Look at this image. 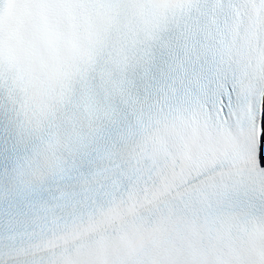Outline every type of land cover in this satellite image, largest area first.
I'll return each mask as SVG.
<instances>
[{
  "label": "snow or ice",
  "instance_id": "obj_1",
  "mask_svg": "<svg viewBox=\"0 0 264 264\" xmlns=\"http://www.w3.org/2000/svg\"><path fill=\"white\" fill-rule=\"evenodd\" d=\"M264 0H0V264H264Z\"/></svg>",
  "mask_w": 264,
  "mask_h": 264
}]
</instances>
